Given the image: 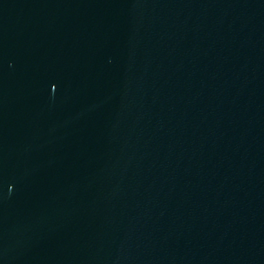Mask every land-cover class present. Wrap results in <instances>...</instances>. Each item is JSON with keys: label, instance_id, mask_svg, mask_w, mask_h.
Segmentation results:
<instances>
[{"label": "water", "instance_id": "obj_1", "mask_svg": "<svg viewBox=\"0 0 264 264\" xmlns=\"http://www.w3.org/2000/svg\"><path fill=\"white\" fill-rule=\"evenodd\" d=\"M0 264H264V0H0Z\"/></svg>", "mask_w": 264, "mask_h": 264}]
</instances>
